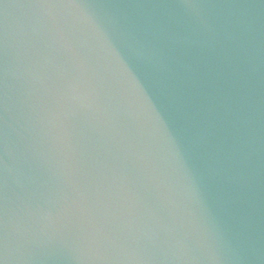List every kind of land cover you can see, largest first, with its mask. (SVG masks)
<instances>
[{"label":"water","instance_id":"obj_1","mask_svg":"<svg viewBox=\"0 0 264 264\" xmlns=\"http://www.w3.org/2000/svg\"><path fill=\"white\" fill-rule=\"evenodd\" d=\"M0 264H264V0H0Z\"/></svg>","mask_w":264,"mask_h":264}]
</instances>
